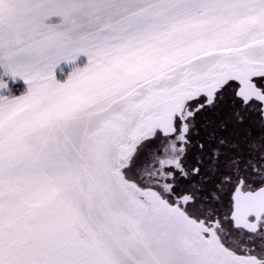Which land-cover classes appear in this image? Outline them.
<instances>
[{"label":"snow or ice","instance_id":"obj_1","mask_svg":"<svg viewBox=\"0 0 264 264\" xmlns=\"http://www.w3.org/2000/svg\"><path fill=\"white\" fill-rule=\"evenodd\" d=\"M0 264H264V0H0Z\"/></svg>","mask_w":264,"mask_h":264}]
</instances>
